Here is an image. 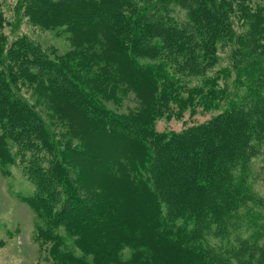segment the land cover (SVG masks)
Instances as JSON below:
<instances>
[{
  "label": "trees",
  "instance_id": "trees-1",
  "mask_svg": "<svg viewBox=\"0 0 264 264\" xmlns=\"http://www.w3.org/2000/svg\"><path fill=\"white\" fill-rule=\"evenodd\" d=\"M13 10L14 21L0 11V163H15L13 147L27 155L44 261L264 264L254 187L264 183V0H16ZM23 17L70 49L52 54L23 33L9 41L4 28ZM129 93L133 108L105 105ZM174 108L216 113L157 131Z\"/></svg>",
  "mask_w": 264,
  "mask_h": 264
},
{
  "label": "rangeland",
  "instance_id": "rangeland-1",
  "mask_svg": "<svg viewBox=\"0 0 264 264\" xmlns=\"http://www.w3.org/2000/svg\"><path fill=\"white\" fill-rule=\"evenodd\" d=\"M16 0H0V11L4 13L9 21H14L15 12L13 6ZM4 31L9 36V41L19 34H25L34 40L42 48L55 55H61L71 47L65 34L58 31L43 29L31 24L27 18L20 20L17 31H12L7 25ZM27 95L33 103L37 104L46 122L50 123L57 135H61L63 128L57 124L55 118L48 116L45 105L38 102L35 95ZM117 106L112 102L105 105L118 112L133 108L136 104L132 93H129ZM216 111H202L200 108L192 110L189 108H174L172 113L158 118L155 122V129L162 131L180 132L192 125L202 123L209 119ZM65 132L62 139H64ZM16 154L15 163H0V264H48L44 256L48 255V247L36 238V229L39 223L37 214L28 202V198L35 192V184L26 171V157L13 147ZM255 165H261L256 159ZM257 171L258 169H254ZM254 187L264 200V183L260 176L254 182Z\"/></svg>",
  "mask_w": 264,
  "mask_h": 264
}]
</instances>
